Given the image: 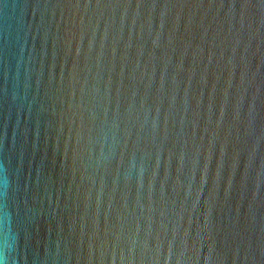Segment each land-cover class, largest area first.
Instances as JSON below:
<instances>
[{
  "label": "water",
  "instance_id": "water-1",
  "mask_svg": "<svg viewBox=\"0 0 264 264\" xmlns=\"http://www.w3.org/2000/svg\"><path fill=\"white\" fill-rule=\"evenodd\" d=\"M0 264H264V0H0Z\"/></svg>",
  "mask_w": 264,
  "mask_h": 264
}]
</instances>
